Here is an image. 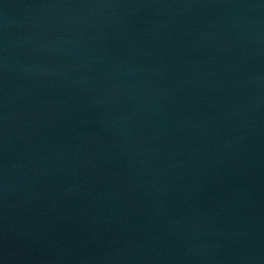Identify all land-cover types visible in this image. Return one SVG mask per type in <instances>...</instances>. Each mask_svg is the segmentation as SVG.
I'll list each match as a JSON object with an SVG mask.
<instances>
[{"label":"water","instance_id":"water-1","mask_svg":"<svg viewBox=\"0 0 264 264\" xmlns=\"http://www.w3.org/2000/svg\"><path fill=\"white\" fill-rule=\"evenodd\" d=\"M0 264H264V0H0Z\"/></svg>","mask_w":264,"mask_h":264}]
</instances>
